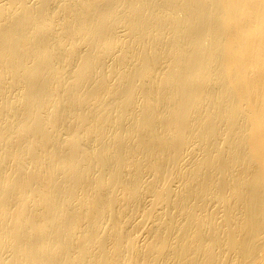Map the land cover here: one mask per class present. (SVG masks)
<instances>
[{"label": "bare ground", "instance_id": "1", "mask_svg": "<svg viewBox=\"0 0 264 264\" xmlns=\"http://www.w3.org/2000/svg\"><path fill=\"white\" fill-rule=\"evenodd\" d=\"M0 264H264V0H0Z\"/></svg>", "mask_w": 264, "mask_h": 264}]
</instances>
